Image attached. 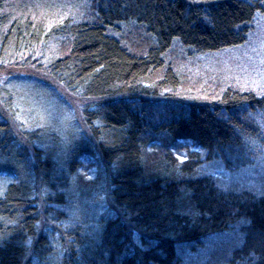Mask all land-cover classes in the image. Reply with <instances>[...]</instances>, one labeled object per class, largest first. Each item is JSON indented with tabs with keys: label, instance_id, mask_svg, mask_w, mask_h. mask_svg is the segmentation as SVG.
<instances>
[{
	"label": "trees",
	"instance_id": "obj_1",
	"mask_svg": "<svg viewBox=\"0 0 264 264\" xmlns=\"http://www.w3.org/2000/svg\"><path fill=\"white\" fill-rule=\"evenodd\" d=\"M9 1L0 62L44 61L81 127L2 88L0 264H264V173L209 172L263 150L264 95L187 68L243 43L264 0Z\"/></svg>",
	"mask_w": 264,
	"mask_h": 264
},
{
	"label": "rangeland",
	"instance_id": "obj_2",
	"mask_svg": "<svg viewBox=\"0 0 264 264\" xmlns=\"http://www.w3.org/2000/svg\"><path fill=\"white\" fill-rule=\"evenodd\" d=\"M44 1L58 4L60 7L72 6L74 9L72 7L71 9L74 12L83 6L87 7L85 0H11L9 2L15 7L22 4L41 8ZM246 38L243 43L234 47L195 56L192 62L193 66L187 65V68H190L194 74L201 73L205 77L206 74H209L212 79H216L223 85L230 83L233 86H239L241 90L254 91L258 95H264V12L256 15L253 19ZM27 54L26 52L13 61L0 62V118H6L15 127L14 121L9 116V111L5 109L3 101V92L5 91L2 89L12 87L10 89L18 92L20 99L27 101L24 106L25 110L33 109L37 115H43L44 119L51 118V121L57 119L59 124L66 120V128H80V101L51 80L44 61ZM12 104H14L13 101ZM24 107L18 105L20 110ZM262 115L258 122L264 136V114ZM14 117L24 122L26 120L24 116L16 112ZM250 164L249 168H244L242 172L234 176L227 172L220 162L214 161L209 166V172L214 176L223 175L232 179L243 177L241 180H248L254 176L256 171L264 173V148L259 153L253 154ZM197 250H188L187 256L191 257L192 253ZM203 251L204 253L194 257L195 263L206 259L208 249ZM186 262H188V258L183 260V263Z\"/></svg>",
	"mask_w": 264,
	"mask_h": 264
}]
</instances>
